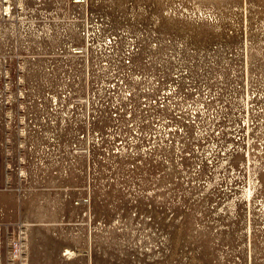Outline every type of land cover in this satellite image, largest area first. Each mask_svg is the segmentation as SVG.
<instances>
[{
	"label": "rangeland",
	"instance_id": "374dc122",
	"mask_svg": "<svg viewBox=\"0 0 264 264\" xmlns=\"http://www.w3.org/2000/svg\"><path fill=\"white\" fill-rule=\"evenodd\" d=\"M77 1L0 0V264H264V0Z\"/></svg>",
	"mask_w": 264,
	"mask_h": 264
},
{
	"label": "built area",
	"instance_id": "2783aa9c",
	"mask_svg": "<svg viewBox=\"0 0 264 264\" xmlns=\"http://www.w3.org/2000/svg\"><path fill=\"white\" fill-rule=\"evenodd\" d=\"M98 19V18H96ZM86 31L87 33V38L89 37V34L92 33V34H101L102 32L105 31V28L103 27V25H100V26H96L95 29H86L84 30ZM132 31L133 29L129 26L125 27V29L123 30V33L124 35H126L125 37H127V39L125 40H122V41H119L117 39V37H113V38H110L108 41H109V44H107V48L111 49V48H115L117 46H119L118 44H121L122 46H125L127 47V50L125 52V58L124 59H121V69L123 68H128L129 70L132 69L134 66H135V62L140 60V57L142 55L143 57V54H141V48L143 49L145 46H149V52L154 54L155 53H166V51L168 50V47H170L174 42H176V39L174 38H170V39H167V40H159V42H153L152 40L148 41V43H145L144 41L145 40H135L133 39V36L132 34ZM97 47H94V44H86L84 47H75L73 48L74 52L75 53H78L80 54L81 52H85L86 53V58H87V70L88 72L91 74V76L93 77L94 74H96V71L95 70V67L92 66V62L91 58H95V57H90V54H89V50H96ZM159 56H162L163 54H158ZM97 61V60H96ZM95 61V62H96ZM100 66H97L99 67L98 68V74L100 75H103V71L100 70ZM107 66H109V62L107 63ZM107 71L111 72L110 69H108ZM97 76V74H96ZM100 78V77H99ZM89 79V77H88ZM88 79H87V82H88ZM111 81H109L108 83L102 84V86L105 87L106 89V92H107V95H108V98L111 100L114 99V100H117L118 102H122V104H124L126 107L128 106V100L131 99L129 98V96H131V89L130 87H128L129 85H127V77L125 76H120V77H116V76H113L112 78H110ZM86 88H90L89 84L87 85V87H85V84L82 86V89L86 91ZM121 92H124L126 93V95L128 96L127 98H122L120 97V93ZM126 100V102L124 100ZM138 100H135L132 98V102L135 103L137 102ZM140 102V101H139ZM145 105H143L144 107ZM116 109V108H115ZM110 115H112V118H116L118 119L119 117H122V118H125V119H131L132 115L127 112V108H122L120 110L116 109L114 110Z\"/></svg>",
	"mask_w": 264,
	"mask_h": 264
},
{
	"label": "bare ground",
	"instance_id": "6f19581e",
	"mask_svg": "<svg viewBox=\"0 0 264 264\" xmlns=\"http://www.w3.org/2000/svg\"><path fill=\"white\" fill-rule=\"evenodd\" d=\"M78 1H79V0H78ZM78 1H77V2H78Z\"/></svg>",
	"mask_w": 264,
	"mask_h": 264
}]
</instances>
